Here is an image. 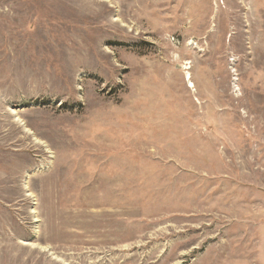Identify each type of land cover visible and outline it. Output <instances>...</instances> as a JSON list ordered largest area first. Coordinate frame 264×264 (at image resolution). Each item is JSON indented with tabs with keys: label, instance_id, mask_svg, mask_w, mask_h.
Here are the masks:
<instances>
[{
	"label": "rangeland",
	"instance_id": "rangeland-1",
	"mask_svg": "<svg viewBox=\"0 0 264 264\" xmlns=\"http://www.w3.org/2000/svg\"><path fill=\"white\" fill-rule=\"evenodd\" d=\"M0 264H264V0H0Z\"/></svg>",
	"mask_w": 264,
	"mask_h": 264
},
{
	"label": "bare ground",
	"instance_id": "bare-ground-1",
	"mask_svg": "<svg viewBox=\"0 0 264 264\" xmlns=\"http://www.w3.org/2000/svg\"><path fill=\"white\" fill-rule=\"evenodd\" d=\"M189 86H190V87H194V85H193V84H189Z\"/></svg>",
	"mask_w": 264,
	"mask_h": 264
}]
</instances>
